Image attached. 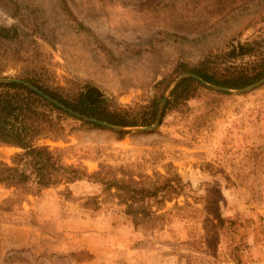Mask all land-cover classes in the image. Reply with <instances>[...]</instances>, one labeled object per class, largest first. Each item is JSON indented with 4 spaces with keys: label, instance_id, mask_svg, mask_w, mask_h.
<instances>
[{
    "label": "rangeland",
    "instance_id": "obj_1",
    "mask_svg": "<svg viewBox=\"0 0 264 264\" xmlns=\"http://www.w3.org/2000/svg\"><path fill=\"white\" fill-rule=\"evenodd\" d=\"M66 1L84 31L73 29L54 0H0V24L17 29L15 37L0 38V79L31 78L64 96L93 89L116 106L136 109L154 97L165 102L187 74L182 64L227 60L239 44L264 40V0ZM256 58L226 63L244 69ZM205 87L169 108L160 124L159 104L155 128L141 130L156 119L121 128L128 134L119 139L117 129L68 118V142L46 141L66 150L68 165L101 170L107 179H132L140 187L180 183L181 195L162 205V221L133 227L125 205L98 183L77 182L68 193L55 187L39 197L7 189L0 222L28 224L29 247L9 249L0 231V264L86 260L90 254L76 243L81 217L88 221L86 234L101 241L105 225H123L112 242L126 246L132 242L122 232L128 226L135 246L149 254L147 264H264V83L227 94ZM16 152L0 148V161L9 163ZM87 198L93 202L84 205ZM148 204L156 210L154 199ZM62 214L71 219L66 232ZM65 244L68 252H61ZM141 258L136 264H145Z\"/></svg>",
    "mask_w": 264,
    "mask_h": 264
},
{
    "label": "trees",
    "instance_id": "obj_2",
    "mask_svg": "<svg viewBox=\"0 0 264 264\" xmlns=\"http://www.w3.org/2000/svg\"><path fill=\"white\" fill-rule=\"evenodd\" d=\"M54 1L73 29L84 31V26L75 18L67 1ZM16 34V28H7L0 24V38L11 39ZM235 51H238L237 54ZM254 51L255 55L252 54ZM237 56L257 58L252 67L243 69L227 66L229 59ZM218 58L214 57V61L209 58L202 60L193 67L181 65L182 72L190 76L181 79L171 90L162 107L159 124L169 108L177 107L192 98L198 88L207 89L198 79L209 85L239 90L264 78V40L239 44L225 55L227 60L222 57L220 61H215ZM22 81L30 83L66 110L24 84L0 82V148L18 150L10 155L9 163L0 161V186L13 189V193L19 192L25 197H39L45 190L55 187L62 186V191L68 193V186L71 184L81 181L98 183L109 196H115L120 204L125 205L123 213L130 218L133 227L162 221L166 216V212H160L162 205L181 195L182 185L179 182V186H174L173 181L165 179L154 186L140 187V182L132 179H107L101 170L89 173L83 166L68 165L65 162V149L46 144V141L68 142V118L92 129H106L96 122L78 118L71 112L120 128L150 126L156 119L162 96L154 97L148 104L139 105L136 109L124 108L116 106L93 89L64 96L58 91L39 85L31 78ZM112 132L119 139L128 134L123 130ZM152 199L157 204L155 211L148 204ZM5 200L7 199L2 203ZM89 201L92 203L93 199H85L84 205ZM87 259H91V255Z\"/></svg>",
    "mask_w": 264,
    "mask_h": 264
},
{
    "label": "crops",
    "instance_id": "obj_3",
    "mask_svg": "<svg viewBox=\"0 0 264 264\" xmlns=\"http://www.w3.org/2000/svg\"><path fill=\"white\" fill-rule=\"evenodd\" d=\"M14 149V148H12ZM50 190H47L45 193H48ZM9 190L0 187V203L8 198ZM59 223L64 226V229L61 231H68V223H70L71 219H68L67 214H62L58 216ZM78 225L80 228H77L76 231H80L79 235L80 238L78 242V246L80 249L84 250L86 253L91 255V259L81 260L80 262L76 261V264H118V262L124 260L128 262V264H136L137 259L144 258L145 264H147L148 258L150 257L148 253L142 248H139L135 242V236L132 238V233L128 226L124 225L123 233L124 236L128 239V243L132 240L129 245H123L122 243H116V240L112 242L114 239L112 238L114 232L120 233L123 225H121L118 229H115L109 223L105 225L102 229L104 231L105 238L103 241L97 238H93L92 236H88L86 231L89 229L88 221L83 219L82 217L79 218ZM83 225L85 226L83 228ZM0 231L4 235V245L9 249H21L26 248L28 246V239H29V232L30 227L25 222H18V223H11V222H0ZM133 232V231H132ZM55 240V239H53ZM61 242H65L63 239ZM66 249L62 247L60 249L61 252H68V244H65ZM48 253H54L57 250H52L51 248H45ZM68 254V253H66Z\"/></svg>",
    "mask_w": 264,
    "mask_h": 264
},
{
    "label": "water",
    "instance_id": "obj_4",
    "mask_svg": "<svg viewBox=\"0 0 264 264\" xmlns=\"http://www.w3.org/2000/svg\"><path fill=\"white\" fill-rule=\"evenodd\" d=\"M184 76H190V74H186V75H184ZM184 76H182L181 78H179V79L175 82V84L173 85V87L171 88V90L176 86L177 83H179V81H180ZM198 80H199V82H200L201 84H203V85H205V86H208V87H210V88L216 89V90H218V91H222V92H231V90H228V89H226V88H222V87H217V86L209 85V84H207L206 82H204V81H202V80H200V79H198ZM0 82H16V83H19V84H24V85H26L27 87H29L30 89L36 91L38 94H40L41 96H43V97H44L45 99H47L48 101L54 103V104L57 105V106L62 107L59 103L53 101V100L50 99L48 96H46V95H44L43 93H41L40 91H38L35 87H33V86H32L30 83H28V82H24V81H21V80H15V79H0ZM263 83H264V78H263L262 80H260L259 82H257L256 84H253V85H251V86H249V87H245V88H242V89L237 90V92H245V91L251 90V89H253V88H255V87L260 86V85L263 84ZM163 102H164V100L161 102L160 107H162ZM62 108L65 109L64 107H62ZM65 110H66V109H65ZM159 112H160V111H159ZM159 112H158V115H157V118H156V122L154 123V125L151 126V127H146V128H144V129H141V130H149V129L155 128L156 125H157L158 117H159V115H160ZM71 113L74 114V115H75L76 117H78V118H82V119H84V120H86V121H90V122H96V123H98V124H100L101 126L106 127V128H111V129H115V130H116V129H117V130H118V129H121V128H119V127L111 126V125H108V124L103 123V122L95 121V120H93V119H90V118H87V117L80 116V115L75 114V113H73V112H71Z\"/></svg>",
    "mask_w": 264,
    "mask_h": 264
}]
</instances>
